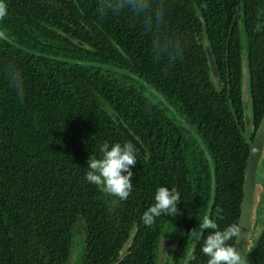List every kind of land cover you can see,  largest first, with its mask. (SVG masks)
Masks as SVG:
<instances>
[{
    "label": "trees",
    "instance_id": "1",
    "mask_svg": "<svg viewBox=\"0 0 264 264\" xmlns=\"http://www.w3.org/2000/svg\"><path fill=\"white\" fill-rule=\"evenodd\" d=\"M0 3V32L15 43L0 39V264H65L77 226L80 264H159L174 217L181 234L162 264H207L201 246L213 230L200 236L199 222L207 215L220 230L237 225L248 143L264 114V0H150L162 17L153 11L147 22L104 0ZM108 111L145 149L134 147L123 201L85 180L101 144L130 143ZM160 186L180 193L179 213L145 226ZM245 264H264V230Z\"/></svg>",
    "mask_w": 264,
    "mask_h": 264
},
{
    "label": "clouds",
    "instance_id": "2",
    "mask_svg": "<svg viewBox=\"0 0 264 264\" xmlns=\"http://www.w3.org/2000/svg\"><path fill=\"white\" fill-rule=\"evenodd\" d=\"M102 7L111 8L114 11L127 9L134 16L142 17L146 22L152 19L153 11L156 19L162 17L160 6L157 5L153 10L150 0H115L113 4H108L107 0H104ZM6 8L4 3H0V19L6 16ZM2 38L6 37L3 32H0V39ZM12 84L18 93L22 91V83L18 74L12 77ZM99 152L101 154L99 158L95 156L88 158L86 182L98 186L107 195L114 196L121 201L126 200L132 191L133 172L131 168L137 163L133 144L126 143L122 146L119 143L109 145L105 142L100 145ZM180 200V193L175 188L158 187L154 195V204L143 213L142 222L145 226H151L158 217L177 215L179 213L177 204ZM220 211L222 210H217L218 215ZM204 230H213L204 238L201 246L202 253L208 257L207 264H245L243 255L233 245L227 243L239 237L240 229L235 223L220 230L217 223L206 215L202 222H199L200 236L203 235ZM194 231L195 229L191 233ZM195 259L194 254L187 257L188 261Z\"/></svg>",
    "mask_w": 264,
    "mask_h": 264
},
{
    "label": "water",
    "instance_id": "3",
    "mask_svg": "<svg viewBox=\"0 0 264 264\" xmlns=\"http://www.w3.org/2000/svg\"><path fill=\"white\" fill-rule=\"evenodd\" d=\"M241 42L243 46L242 50V60H241V86H242V98H243V111H244V125L246 129H251V111L249 106V94H248V71L246 66V39L244 32L242 31ZM6 37V36H5ZM8 43L15 45L13 41L9 38H3ZM205 52L208 58V63L210 67V72L214 80L216 81V88H220L222 86V78L221 75L214 64L212 53L208 46L205 47ZM100 67L112 69L113 67H107L103 65H99ZM115 69V68H113ZM111 116H114V113L108 111ZM114 120L117 123L119 129L122 131L127 140L133 144V146L139 151V153L145 156V149L142 147L140 142L134 138L132 134L124 127L122 122L117 116H114ZM249 152L246 161V166L244 170V185H243V196L240 206V215L237 226L240 229V234L238 238H235L233 246L236 248L238 252H240L243 257L246 249L250 244V239L252 235V225L254 221V211L258 204V198L260 188L256 182V172L260 167L261 163L264 160V114L262 120L257 128L253 140L249 141ZM176 245L175 239H162L161 243V258L164 257L165 251L170 249Z\"/></svg>",
    "mask_w": 264,
    "mask_h": 264
},
{
    "label": "rangeland",
    "instance_id": "4",
    "mask_svg": "<svg viewBox=\"0 0 264 264\" xmlns=\"http://www.w3.org/2000/svg\"><path fill=\"white\" fill-rule=\"evenodd\" d=\"M255 182L260 188H263V190H264V166L260 165V167L258 168V170L256 172ZM263 190H261L260 194H259L260 196H262V200H263L259 203V207H261L260 208L261 211L258 212V216L261 217L260 221L258 220V218L256 220V213L254 211L253 223L257 221L255 229H254L255 235H253L255 238H257L259 236L260 228L262 226V222H263V218H264V211H262V210H264ZM166 226H167V231L164 233V236L165 237H174V238L178 239L177 237H179V235L181 234V230L176 226V218L174 217L172 219H169L167 221ZM252 233H253V230H252ZM83 247H84V234H83L82 228L80 226H77V228L75 229V234H74L73 253H72V257L70 258L69 264L80 263L81 253H82ZM73 255H75V257H73Z\"/></svg>",
    "mask_w": 264,
    "mask_h": 264
},
{
    "label": "flooded vegetation",
    "instance_id": "5",
    "mask_svg": "<svg viewBox=\"0 0 264 264\" xmlns=\"http://www.w3.org/2000/svg\"><path fill=\"white\" fill-rule=\"evenodd\" d=\"M261 166H264V163H262ZM260 208H261V207H259V201H258V204H257V206H256V208H255V213H256V220H257V218H258L259 221H260V219H261V217L258 216V212L261 211ZM262 211H264V210H262ZM256 223H257V221L254 222L253 225H252L253 233H252V236H251V239H250V244H249L248 248H247L246 251H245L244 258H245V256L247 255L248 250H249L250 248H253V247H254L255 242L258 240L259 236L261 235L262 231L264 230V218H263V222H262V226H261V228H260L259 236H258L257 238H255L253 235H255V233H254V229H255ZM166 227H167V226H166ZM163 238H165V239H175V240H176V243H177V241H178V239H179V237H177L178 239H176V238H174V237H165L164 235L161 237V241H160V256H159V264H162V263L164 262V260L168 258V253H169V251L175 246V245H174L173 247L171 246L170 249H167V250L165 251L164 257L161 258V243H162V239H163ZM82 250H83V249H82ZM72 253H73V250H72ZM72 253H71V257H72ZM81 254H82V253H81ZM71 257H70V258H71ZM73 257H75V255H73ZM69 262H70V259H69V261H68L67 263H65V264H69ZM77 264H80V263H77Z\"/></svg>",
    "mask_w": 264,
    "mask_h": 264
}]
</instances>
